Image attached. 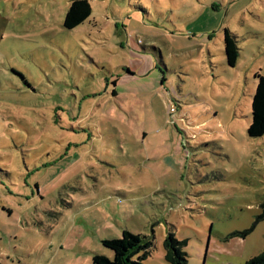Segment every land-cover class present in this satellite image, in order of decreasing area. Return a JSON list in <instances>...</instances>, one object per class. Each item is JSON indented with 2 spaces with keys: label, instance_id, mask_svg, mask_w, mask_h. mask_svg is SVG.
<instances>
[{
  "label": "rangeland",
  "instance_id": "obj_1",
  "mask_svg": "<svg viewBox=\"0 0 264 264\" xmlns=\"http://www.w3.org/2000/svg\"><path fill=\"white\" fill-rule=\"evenodd\" d=\"M71 1L0 0V264L112 260L123 230L144 264L169 233L187 264L260 255L264 0H88L68 31Z\"/></svg>",
  "mask_w": 264,
  "mask_h": 264
},
{
  "label": "trees",
  "instance_id": "obj_2",
  "mask_svg": "<svg viewBox=\"0 0 264 264\" xmlns=\"http://www.w3.org/2000/svg\"><path fill=\"white\" fill-rule=\"evenodd\" d=\"M90 14L91 5L88 0H72L64 17L63 28L68 31L73 30L86 21ZM223 45L227 66L234 67L239 56V48L235 36L227 29L224 30ZM254 78L256 85L251 98V120L247 128L248 137L253 139L264 135V77L255 74ZM257 221H264V205L261 206V214ZM249 232L246 231L243 236ZM102 245L112 252V260L102 255H94L93 264H144L152 246L151 242L144 241L128 230H123L118 239L102 241ZM163 247L164 259L167 263L187 264V254L184 251L186 241H178L173 234L169 233L164 239ZM246 264H264V251Z\"/></svg>",
  "mask_w": 264,
  "mask_h": 264
}]
</instances>
